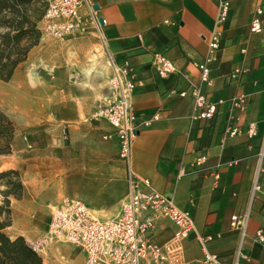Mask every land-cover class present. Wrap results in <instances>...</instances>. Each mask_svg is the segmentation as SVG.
Here are the masks:
<instances>
[{"label": "crops", "instance_id": "0c3cea01", "mask_svg": "<svg viewBox=\"0 0 264 264\" xmlns=\"http://www.w3.org/2000/svg\"><path fill=\"white\" fill-rule=\"evenodd\" d=\"M91 1L104 19L103 48L119 62L129 59L135 71L137 84L130 99L140 131L133 144V169L176 206L194 211V229L187 238L175 240L174 224L162 218L156 221L154 243L182 262L199 260L206 251L230 261L242 245L250 259L240 264H264V243L255 240L264 231V187L253 193L257 176L264 182V160L258 173V152L264 144V15L263 31L250 30L264 0ZM223 1L230 2L228 18L217 24ZM215 30H220L221 43L210 55L208 40ZM81 40L95 46L98 41L94 35ZM43 41L44 35L22 63L28 66L21 64L9 82L0 81V114L15 126L11 147L16 153L0 155V172L18 169L25 187L22 199L11 198L9 230H21L10 235L28 242L34 237L27 230L35 222L31 214L42 205L54 208L59 203L58 194L47 200L41 192L49 176L64 185L68 198L83 200L102 218L117 214L127 193L116 132L106 120L92 118L108 93L111 75L110 68L106 83L99 70L104 63L100 47L83 49L84 59L91 54L94 59L85 66L52 58L58 47ZM156 52L175 61L179 73L160 77L152 65ZM204 63L211 83L202 81L199 65ZM193 87L210 102L225 101L213 119L193 120ZM182 91L187 94L181 96ZM241 95L246 98L244 111L233 109L230 101ZM230 115L238 118L234 123L241 133L222 146ZM250 122L257 126L252 138L247 135ZM201 154L208 157L199 167L195 160ZM244 214L249 222L242 237L231 222ZM72 251L74 247L54 244L41 256L45 264H57L62 257L83 264L84 255L76 262Z\"/></svg>", "mask_w": 264, "mask_h": 264}, {"label": "built area", "instance_id": "2783aa9c", "mask_svg": "<svg viewBox=\"0 0 264 264\" xmlns=\"http://www.w3.org/2000/svg\"><path fill=\"white\" fill-rule=\"evenodd\" d=\"M229 1L220 5V14L217 24L228 18ZM85 9V12H83ZM264 10L257 8L250 23L253 33L263 31ZM47 21L46 31L54 36L63 37L74 32H84L91 23L101 33L102 23L96 15L95 5L91 0H51L45 10ZM221 43L220 30L212 32L209 40L210 55L217 51ZM111 75L108 80V93L101 105L93 114L94 120H106L116 132L119 141V157L126 167L127 193L122 199L117 214L102 218L99 217L83 200L78 198H63L51 213L48 230L45 236L32 243L33 248L45 255L48 246L53 243L71 244L81 249L83 264H240L241 260H249V255L239 246L236 255L225 260L222 255L206 251L204 256L193 262H182L173 259L168 251L153 241L156 221L169 219L174 224V239L180 241L187 238L194 229L193 208L181 209L164 194L158 192L145 177L139 176L133 169V144L139 128V117L131 103V94L136 87L135 71L129 59L119 62L117 58L107 52ZM211 57L207 58L210 61ZM152 65L162 78L179 73L175 61L162 53H154ZM202 71V81L211 83L209 69L206 64L199 65ZM232 78L236 74L231 75ZM186 91L180 93L186 95ZM191 95L195 98V112L193 120H211L215 117L219 105L210 102L199 88L193 87ZM233 109L244 111L246 98L244 95L232 98ZM234 115H230V122L222 133V146L225 142L241 133L240 127L234 123ZM150 120L144 121L149 124ZM247 135L252 138L257 135L255 122H250ZM207 154L199 155L195 164L203 166ZM258 173L262 170L264 160V144L258 152ZM216 179L219 172H215ZM264 182L256 178L253 193L261 191ZM194 203L195 201L192 200ZM249 215L233 216L231 226L239 230L242 237L247 233ZM255 240L264 243V231L259 230ZM57 264H70L62 257Z\"/></svg>", "mask_w": 264, "mask_h": 264}, {"label": "trees", "instance_id": "16d2710c", "mask_svg": "<svg viewBox=\"0 0 264 264\" xmlns=\"http://www.w3.org/2000/svg\"><path fill=\"white\" fill-rule=\"evenodd\" d=\"M47 0H0V80L9 81L39 44ZM15 126L0 114V155L12 153ZM24 184L17 169L0 172V264H45L23 236L8 233L13 225L11 198L22 199Z\"/></svg>", "mask_w": 264, "mask_h": 264}, {"label": "rangeland", "instance_id": "374dc122", "mask_svg": "<svg viewBox=\"0 0 264 264\" xmlns=\"http://www.w3.org/2000/svg\"><path fill=\"white\" fill-rule=\"evenodd\" d=\"M49 1H51V0H47L46 5L44 6L43 18L39 23V28L42 31V37L41 38H43V35L45 36V41H43L42 44L46 45V46L58 47L57 48L58 52H55L51 55L52 58H54V59H61V60L64 59L65 61L74 62L78 65H82L83 63L85 64V66H86V63H87V65H92L94 63L93 62L94 59L92 58V54L90 56L85 55V59L82 57L81 54H82L84 48H87V49L89 48V50H90L92 48V46H95V45H94V43H90L88 41H83V40H81V38L94 35V38L98 40L96 46L100 47V56L102 58H104V63L100 64L99 70L104 71L105 79H103V80H105V82L107 83L108 74L110 72L111 67H110L107 51H105V49L103 48L104 44L102 42L100 33L97 31V29L94 27V25L89 23L87 30L84 32H74V33L65 35L63 37H58V36H54L52 34H49L46 31L47 21L44 17L45 10L48 6ZM70 39H72V41H70ZM26 66H28V65L22 64L23 68H25ZM0 81H3V80H0ZM9 81H7V82H9ZM4 82H6V81H4ZM90 84H92V83H90V80H89V85ZM4 117L7 118V116H5V115H4ZM8 120H10V119H8ZM11 155L15 156L16 153L12 152ZM32 179H34V177ZM40 181H42V180L39 179L38 183H40ZM51 181H52V176H49L46 178V180L44 181L46 183L45 184L46 187L43 188L41 192L45 195L47 200H48V198L50 200L51 198L55 197L58 194L60 196V198H59V203H60L63 198H67L65 187L63 184L61 185V184H57V183H55L53 181L51 182ZM12 198H14V197H12ZM37 202H39V199L37 200ZM35 204H38V203H35ZM15 206H18V204L16 202H14V208H15ZM52 206L46 207V206L42 205L40 210H37V211H35V213L31 214V216L33 217L32 219L35 222L34 223L32 222L33 225L31 224V229L30 230L27 229V230H28V232H31L32 234H34V237L33 238L31 237L32 241H30V242H28L26 240L31 245H32V243L37 241L39 238L46 235L47 230H48L47 225H48V222L50 221L51 213L53 211ZM29 218H30V216H29ZM43 225H46V228H43ZM20 231L21 230H19L17 228L11 229V230L8 229V233L12 234V235L14 234V232H20ZM54 244H57L58 246L63 245L65 247L66 246L71 247V248L73 247L71 244H68V243L67 244H61V243L53 242L48 246V248ZM69 253H71V252H68V254ZM71 258L74 259L76 262L81 261V259L83 258V254H82L81 249L74 247V251H72V253H71ZM66 260L70 263V259L68 260V258H67Z\"/></svg>", "mask_w": 264, "mask_h": 264}, {"label": "water", "instance_id": "95a60500", "mask_svg": "<svg viewBox=\"0 0 264 264\" xmlns=\"http://www.w3.org/2000/svg\"><path fill=\"white\" fill-rule=\"evenodd\" d=\"M95 9H97V6H95ZM100 22L103 23L104 22V19L103 18H100Z\"/></svg>", "mask_w": 264, "mask_h": 264}, {"label": "bare ground", "instance_id": "6f19581e", "mask_svg": "<svg viewBox=\"0 0 264 264\" xmlns=\"http://www.w3.org/2000/svg\"><path fill=\"white\" fill-rule=\"evenodd\" d=\"M102 75V74H101Z\"/></svg>", "mask_w": 264, "mask_h": 264}]
</instances>
